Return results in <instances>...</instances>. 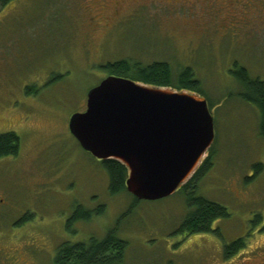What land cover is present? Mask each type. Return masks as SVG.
<instances>
[{
	"label": "rangeland",
	"instance_id": "rangeland-1",
	"mask_svg": "<svg viewBox=\"0 0 264 264\" xmlns=\"http://www.w3.org/2000/svg\"><path fill=\"white\" fill-rule=\"evenodd\" d=\"M194 5L191 14L170 0L0 7V134L22 140L18 158L0 161V264H54L65 242L102 239L126 214L119 225L130 243L126 264H264V170L253 169L264 164V139L259 112L239 99L231 73L238 65L264 82V21L229 29L227 10L214 19L209 4ZM124 60L166 62L175 75L191 68L202 83L216 144L213 170L197 185L231 214L213 226L218 234L180 232L193 211L182 190L131 211L132 197L109 194L101 162L71 135L70 118L86 111L88 92L106 77L101 68ZM100 205L104 216L67 229L79 206ZM244 236L247 247L225 260V246Z\"/></svg>",
	"mask_w": 264,
	"mask_h": 264
},
{
	"label": "water",
	"instance_id": "water-1",
	"mask_svg": "<svg viewBox=\"0 0 264 264\" xmlns=\"http://www.w3.org/2000/svg\"><path fill=\"white\" fill-rule=\"evenodd\" d=\"M87 96L70 133L96 159L123 164L127 190L140 201L174 196L215 143V119L197 93L109 76Z\"/></svg>",
	"mask_w": 264,
	"mask_h": 264
},
{
	"label": "trees",
	"instance_id": "trees-1",
	"mask_svg": "<svg viewBox=\"0 0 264 264\" xmlns=\"http://www.w3.org/2000/svg\"><path fill=\"white\" fill-rule=\"evenodd\" d=\"M16 1L0 0V7L2 9L9 8ZM101 69L107 76L126 78L153 87H169L179 92L189 91L197 93L206 99L208 98L202 83L196 79L191 68L183 69L175 75L172 66L166 62H155L145 66L139 62L124 60L109 63ZM234 70L231 73L237 79L241 88L237 95L243 102L258 110L260 116L259 133L264 139V82L260 79H253L244 67L236 65ZM208 104L211 110L212 106L209 101ZM21 147L22 140L16 132L0 134V161L7 158H18L21 153ZM214 148L215 145L209 151L207 158L203 161L192 180L180 189L184 191L189 210H193L188 212L180 228V232L188 233V236L196 233L218 234L220 232L219 229L213 227L216 222L231 217L228 208L209 201L198 193L199 186L197 182L204 179L213 170L215 164ZM100 162L109 178V194L112 197L129 194L133 199L132 211L141 201L133 197L127 190L128 169L117 161ZM253 169L256 173H260L264 170V164L256 163ZM105 207L100 205L95 210H85V208L79 206L68 221L67 229L70 230L74 223H90L96 218L104 216L106 214ZM127 215L123 216L116 226L106 233L102 239L92 238L87 243L65 242L56 252L54 264H126L130 243L119 237L121 235L119 225ZM259 216L257 215L253 221L254 226L260 222L261 216ZM261 232H264V227ZM247 238L249 236H244L227 244L224 248V259H231L245 249L247 247Z\"/></svg>",
	"mask_w": 264,
	"mask_h": 264
},
{
	"label": "flooded vegetation",
	"instance_id": "flooded-vegetation-1",
	"mask_svg": "<svg viewBox=\"0 0 264 264\" xmlns=\"http://www.w3.org/2000/svg\"><path fill=\"white\" fill-rule=\"evenodd\" d=\"M176 6H179L182 11L187 14L194 12L193 6L196 2H205L209 4L210 9L208 15L213 17L221 16L222 10H227L229 17L226 21V28H236L237 25L244 28L249 24L261 23L264 21V0H170ZM206 6V5H205ZM226 7V8H225ZM214 14H213V13ZM95 21V20H94ZM224 24V25H225Z\"/></svg>",
	"mask_w": 264,
	"mask_h": 264
}]
</instances>
